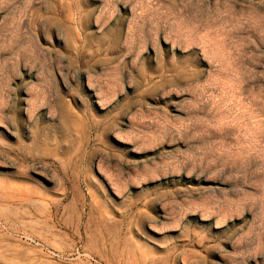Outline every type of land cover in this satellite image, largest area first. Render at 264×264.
<instances>
[{
  "label": "rangeland",
  "instance_id": "374dc122",
  "mask_svg": "<svg viewBox=\"0 0 264 264\" xmlns=\"http://www.w3.org/2000/svg\"><path fill=\"white\" fill-rule=\"evenodd\" d=\"M0 243V264H264V0H0Z\"/></svg>",
  "mask_w": 264,
  "mask_h": 264
},
{
  "label": "bare ground",
  "instance_id": "6f19581e",
  "mask_svg": "<svg viewBox=\"0 0 264 264\" xmlns=\"http://www.w3.org/2000/svg\"><path fill=\"white\" fill-rule=\"evenodd\" d=\"M29 120V119H28ZM23 128V127H22ZM27 128V127H26ZM62 128V127H61ZM61 128H57V127H54L53 129H49V132L47 133V136H48V138H49V140H50V142H48L47 143V145H45L44 147H43V149H44V151H46L47 152V155H48V152L50 153L51 152V149H52V147H53V143H54V141H53V136H55V134H57V133H62L63 132V129H61ZM63 135V134H62ZM61 135V136H62ZM5 136V135H4ZM24 138V137H23ZM62 139V138H61ZM8 140V139H7ZM57 141V140H56ZM66 142L67 144L66 145H64V147L62 146V144H63V142ZM5 142V141H4ZM41 143V142H40ZM9 146H11V145H9ZM55 147L57 146V148L58 149H60V150H63V152H62V155L60 156V158H59V160H58V162H59V164H60V166H74V168H77V166H79V159L78 158H76V159H72L70 156H66L65 154L68 152H70L71 153V151L73 150L72 149V144H71V142H70V140H62V141H57L56 142V144L54 145ZM12 147V146H11ZM15 148V147H14ZM28 148V147H27ZM56 148V149H57ZM55 149V148H54ZM53 150V149H52ZM59 151V150H58ZM29 152V151H28ZM74 152V151H73ZM42 156V155H41ZM72 156V155H71ZM37 157V156H36ZM39 157V156H38ZM93 158V157H92ZM96 173H97V171H96ZM106 176V175H105ZM100 177V176H99ZM114 178V177H113ZM108 185V184H107ZM5 190V189H4ZM30 191V190H29ZM37 191V190H36ZM35 191V192H36ZM40 191V190H39ZM12 192V191H11ZM34 192V193H35ZM29 193V192H28ZM41 193V192H40ZM83 193V192H82ZM109 193V192H108ZM35 195V194H34ZM41 195H42V193H41ZM69 195V194H68ZM73 198H72V200H71V202L66 206V208H65V210H66V213L68 214V216L72 219H78V217H79V207H78V205H79V203H80V197H81V195H80V193H79V191H78V189H77V187H76V185H75V187H74V191H73ZM45 196V195H44ZM87 197V196H86ZM46 199H47V197H45ZM51 198V197H50ZM65 199V198H64ZM87 199V198H86ZM6 200H7V197H6ZM53 200V199H52ZM85 202H87V201H85ZM84 202V203H85ZM53 203V202H52ZM80 205H82V204H80ZM84 206V205H83ZM85 207H87V205L85 206ZM83 208V207H82ZM88 210V209H87ZM60 212V211H59ZM4 213H6V212H4ZM45 213V212H44ZM31 215V214H30ZM40 217V216H39ZM95 218H96V216H94ZM66 221V220H65ZM107 222V221H106ZM31 231H33V230H31ZM2 235H4L3 233H2ZM1 235V236H2ZM6 235V234H5ZM2 239H3V237H2ZM7 240V239H6ZM5 240V241H6ZM10 240V239H9ZM9 243V242H8ZM25 243V242H24ZM1 245H2V243H0ZM7 245V244H6ZM12 245V244H11ZM10 246V245H9ZM8 246V247H9ZM15 247V246H14ZM21 247V246H20ZM8 250V249H7ZM13 250V249H12ZM33 253V252H32ZM21 254H23V253H21Z\"/></svg>",
  "mask_w": 264,
  "mask_h": 264
}]
</instances>
